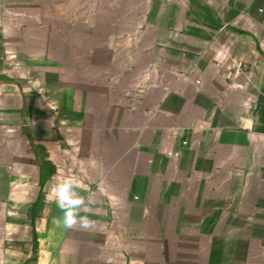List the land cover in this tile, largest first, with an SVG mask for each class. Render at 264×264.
I'll return each mask as SVG.
<instances>
[{
	"label": "crops",
	"instance_id": "crops-1",
	"mask_svg": "<svg viewBox=\"0 0 264 264\" xmlns=\"http://www.w3.org/2000/svg\"><path fill=\"white\" fill-rule=\"evenodd\" d=\"M207 4L0 0V264H264V0Z\"/></svg>",
	"mask_w": 264,
	"mask_h": 264
},
{
	"label": "clouds",
	"instance_id": "clouds-1",
	"mask_svg": "<svg viewBox=\"0 0 264 264\" xmlns=\"http://www.w3.org/2000/svg\"><path fill=\"white\" fill-rule=\"evenodd\" d=\"M55 194V203L62 216L54 217L53 223L57 226L72 229L79 225L88 229L94 222L87 215L81 216V212H88L92 203L91 196L85 197L76 191L75 183L70 177H65L52 186Z\"/></svg>",
	"mask_w": 264,
	"mask_h": 264
},
{
	"label": "rangeland",
	"instance_id": "rangeland-1",
	"mask_svg": "<svg viewBox=\"0 0 264 264\" xmlns=\"http://www.w3.org/2000/svg\"><path fill=\"white\" fill-rule=\"evenodd\" d=\"M35 1V0H32ZM181 3V11H180V18L182 19H192L194 22H196L197 26L196 27H202L204 29L205 27H208V19H207V12L205 10H203V8L201 7V5H208L207 4V0H179ZM201 4V5H200ZM15 11H13L12 9H5L3 11V19L4 21H7L9 23V25L11 24V20L12 18L15 17ZM264 10L260 11V14H263ZM212 14L215 18H225L226 17V11L222 10L219 8V4H217V6H215V9L210 10V13ZM230 16V15H229ZM228 16V17H229ZM235 17V15H233ZM5 22V24L7 23ZM200 25V26H199ZM184 30H186L187 25H184L182 27ZM6 61V58L5 60Z\"/></svg>",
	"mask_w": 264,
	"mask_h": 264
},
{
	"label": "trees",
	"instance_id": "trees-1",
	"mask_svg": "<svg viewBox=\"0 0 264 264\" xmlns=\"http://www.w3.org/2000/svg\"><path fill=\"white\" fill-rule=\"evenodd\" d=\"M202 8H203V10H205L207 12L208 17L212 19L213 17L211 16V14H209V11L207 9H205L204 7H202ZM53 173H54L53 168H51L50 170H47L44 166L41 167V182H40L41 188L44 187L45 183L52 176ZM42 199H43V197L41 194L38 203L34 207L35 213H36L37 209L40 208V203L42 202ZM35 213H33V219L35 218Z\"/></svg>",
	"mask_w": 264,
	"mask_h": 264
},
{
	"label": "water",
	"instance_id": "water-1",
	"mask_svg": "<svg viewBox=\"0 0 264 264\" xmlns=\"http://www.w3.org/2000/svg\"><path fill=\"white\" fill-rule=\"evenodd\" d=\"M249 125H251V122H249ZM249 128H251V127L249 126Z\"/></svg>",
	"mask_w": 264,
	"mask_h": 264
}]
</instances>
